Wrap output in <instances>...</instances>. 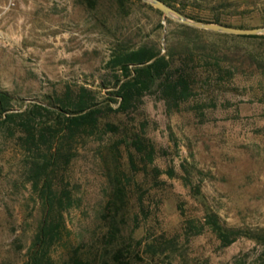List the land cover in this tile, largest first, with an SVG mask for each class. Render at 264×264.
<instances>
[{"label": "rangeland", "instance_id": "rangeland-1", "mask_svg": "<svg viewBox=\"0 0 264 264\" xmlns=\"http://www.w3.org/2000/svg\"><path fill=\"white\" fill-rule=\"evenodd\" d=\"M170 1L187 14L264 25V0ZM185 25L143 0H16L1 16L10 112L82 91L101 110L98 125L35 143L20 118L0 124V264L27 261L46 216L60 228L54 262L74 247L99 260L123 245L133 264H264L262 243L239 235L224 245L208 223L217 213L227 227L264 232V36ZM141 46L187 68L192 92L176 101L154 87L131 111L112 110L122 72L111 60ZM41 120L38 132L58 123ZM137 135L151 142L152 160L132 145Z\"/></svg>", "mask_w": 264, "mask_h": 264}, {"label": "trees", "instance_id": "trees-1", "mask_svg": "<svg viewBox=\"0 0 264 264\" xmlns=\"http://www.w3.org/2000/svg\"><path fill=\"white\" fill-rule=\"evenodd\" d=\"M80 1L87 7H93L97 3V0ZM164 1L195 20L231 24L221 14L195 16L194 14H187L184 6H177L170 0ZM228 1L230 0H221V3L226 4ZM185 26L198 30L196 27ZM235 26L244 27L243 25ZM239 36L256 37L260 35ZM261 36H264V34ZM111 64L119 67L122 72V77L117 79L118 88L115 90L118 97L116 100L118 106L116 108L109 106L112 110L119 112L131 111L138 106L142 96L154 87H159L165 97H172L176 101L188 97L192 92V73L183 67L175 69L169 54H162L159 49L149 46H141L135 49L121 48L115 52ZM9 99L7 92L0 91V124L5 125L7 122L14 121L15 118H20V125L27 132L26 141L28 143H35L38 139L45 140L49 134L56 137L60 135V132H67L70 136H73L79 129L88 126L93 127L99 123L101 108L97 106L98 102L95 101V98L87 96L84 91L74 100L67 97V100H60L58 103L35 102L23 111L10 112ZM50 114L56 115L58 123L47 124L38 132V125L47 123V121H42L41 117ZM132 145L140 153H145L151 160L153 159L154 147L147 138L137 135L133 137ZM58 154L59 148L57 147L52 152V157L54 158ZM42 161L44 162V160ZM43 162L38 160L37 165L40 167ZM115 191L116 198L122 200L124 189L116 187ZM111 203L117 206L116 201ZM53 209V205L49 206L47 215ZM59 214L62 215L61 210H59ZM208 223L211 224L224 245L232 243L239 235H247L264 245V232L227 227L221 223L217 213L208 214ZM59 229V225L49 221L46 216L32 242L29 257L24 264H96V261L99 264H133L128 256V249L123 245L109 251V257V254L103 253L99 256V260L96 257L88 258L84 256L78 248L74 247L70 248L61 260L54 262L51 256L48 255V250L50 240L59 234ZM110 234L115 235V231L111 230Z\"/></svg>", "mask_w": 264, "mask_h": 264}, {"label": "water", "instance_id": "water-1", "mask_svg": "<svg viewBox=\"0 0 264 264\" xmlns=\"http://www.w3.org/2000/svg\"><path fill=\"white\" fill-rule=\"evenodd\" d=\"M143 1L162 10L169 17L192 27L229 33V34H237V35L264 34V25L254 26V27H240V26L219 23V22L199 21L190 18L189 16L178 10L176 7L165 2L164 0H143Z\"/></svg>", "mask_w": 264, "mask_h": 264}, {"label": "built area", "instance_id": "built-area-1", "mask_svg": "<svg viewBox=\"0 0 264 264\" xmlns=\"http://www.w3.org/2000/svg\"><path fill=\"white\" fill-rule=\"evenodd\" d=\"M16 4V0H8L5 5L0 4V18L3 14L7 13L14 5Z\"/></svg>", "mask_w": 264, "mask_h": 264}]
</instances>
